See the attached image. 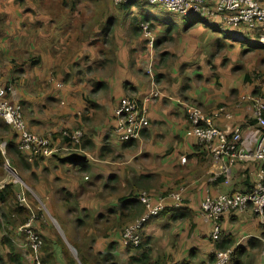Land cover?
Returning <instances> with one entry per match:
<instances>
[{
    "label": "crops",
    "instance_id": "crops-1",
    "mask_svg": "<svg viewBox=\"0 0 264 264\" xmlns=\"http://www.w3.org/2000/svg\"><path fill=\"white\" fill-rule=\"evenodd\" d=\"M57 3L55 11L52 5ZM133 4L116 7L111 15L101 11L100 17L79 18L77 0H0V83L10 87L11 101L23 104L35 133L58 137L64 129H80L85 135L79 153L63 152L35 163L23 156L21 163L11 130V150L6 142L1 152L12 160L8 171L17 178L8 183L0 177V188L31 186L27 194L37 216L34 225L53 264H103L99 259L107 252L115 264H211L222 247L235 248L232 264H264V214L225 213L220 220L223 235L213 241L211 222L200 212L207 195L251 189L259 179L260 163L250 159L224 174L225 160L213 159L199 144L182 105L193 100L210 113L224 106L216 122L231 131L246 123L256 98L264 95V76L234 92L228 77L216 81L207 68L185 66L182 57L171 63L165 51L175 54L176 47L158 54L148 48L137 35L142 21L162 23L157 28L165 36L157 39L156 47L175 30L193 24L225 33L220 38L240 30L224 26L221 17L197 22L201 24L181 17L183 24L177 27L174 14L161 7ZM84 5L98 10L107 4ZM143 9L150 10L141 16ZM241 32L248 41L244 45L264 43V28ZM197 43L191 40L189 46ZM154 84L163 92L146 102L149 126L139 138L119 141L111 130L120 101L124 96L143 101ZM0 126L9 127L1 120ZM255 136L253 127L244 133V143L253 148ZM181 186L182 206H170L153 218L144 228L141 247L126 248L122 229L144 211L138 192L157 197ZM5 234L0 235V264H13L3 239L12 242L23 264H34L23 233L14 229Z\"/></svg>",
    "mask_w": 264,
    "mask_h": 264
},
{
    "label": "built area",
    "instance_id": "built-area-1",
    "mask_svg": "<svg viewBox=\"0 0 264 264\" xmlns=\"http://www.w3.org/2000/svg\"><path fill=\"white\" fill-rule=\"evenodd\" d=\"M158 6L170 14L181 16L221 17L224 26L233 27L239 32L229 34L230 40L248 42L241 31L259 30L264 28V2L261 0H114L117 5L130 3ZM146 39V46L153 49L155 37L149 22L140 24ZM10 87L0 83V120L8 125L16 136V147L28 162L55 157L63 152L79 153L84 133L80 129H64L58 137L39 134L31 131L24 115L21 102H13L9 97ZM162 95L157 87L149 90L143 101L133 96H124L117 109V123L111 134L117 136L121 142H129L139 138L149 124V113L146 102H150ZM183 110L191 124L192 132L205 150L215 160H225L223 173L228 174L231 167L250 159L260 163L259 179L248 191H234L207 195L203 200L200 212L211 222V239L218 241L223 235L221 218L228 212L253 211L264 214V95L256 98L250 117L246 123L231 131L220 127L216 118L225 110L219 107L209 113L199 105L183 101ZM255 127V146L248 147L244 143V133ZM5 165L10 169L9 161ZM22 183V182H21ZM185 187L181 186L164 195L152 196L149 191L138 192L137 198L144 206L141 216L127 225L122 234L124 244L138 247L143 241V227L152 218L159 216L168 207L178 208L184 202ZM17 198L22 206L30 208L24 190L18 191ZM25 234L26 246L30 249L34 264H45L43 261V238L36 230L34 218L31 217L19 227ZM264 251V236L262 237ZM235 248L218 249L211 264H232ZM159 264H176L162 262Z\"/></svg>",
    "mask_w": 264,
    "mask_h": 264
},
{
    "label": "rangeland",
    "instance_id": "rangeland-1",
    "mask_svg": "<svg viewBox=\"0 0 264 264\" xmlns=\"http://www.w3.org/2000/svg\"><path fill=\"white\" fill-rule=\"evenodd\" d=\"M18 1L21 4L25 2L26 0H18ZM61 1L62 0H53V2H61ZM64 2L68 4V0H64ZM94 2H104L107 5L104 9H98V10L97 8H92L93 6L86 7L84 5L86 3L91 4ZM77 3L79 4L78 5L79 8H77L76 12L78 13L79 18H86V17L94 18L97 16L100 17L101 11L103 12V16L111 15L114 13L115 9L122 7V5L115 4L114 0H77ZM112 4L115 7H113ZM57 5L58 3L56 5H52V8L55 11H58ZM140 5L141 4L137 2L133 4L134 7H137ZM146 10L149 11L150 9H146ZM146 10L143 9L141 11V16L144 15L143 11L146 12ZM72 12H75V11H72ZM170 15H173V14H170ZM157 16H160V15H157ZM173 17L176 19L175 26L180 27L183 24L181 17H185L187 20L191 21L189 17H192V16H181V15L174 14ZM202 20L208 23V18L202 17ZM145 22H149L151 26L152 33L155 37V43L159 37L163 38L165 36V34L158 32L157 27L159 25H162V23L159 22V20L145 21ZM196 24H201V23H196ZM193 25L189 26L185 30H179V31L175 30L174 36H172V38L170 37V39H167L168 41L159 43V46L157 47L154 45L155 53L157 52L158 54L160 52H164V50H167L166 48L176 47V50L178 51L175 52V54L171 53V51H165V53L170 56L169 60H171L170 61L171 63L174 64L178 62L179 58L182 57L184 61L187 62L185 66H189V67L198 66L199 68H207L212 73V76H211L212 79H215L216 81H218L219 78H222L224 81V79L228 77L229 79L233 80L234 92H236L237 89L243 90L244 88L243 86L246 83H249L250 85L256 82L258 78H262L264 76V53H263L264 43L250 42V44L244 45L245 42H242V44H240L239 41L227 40L229 38L219 37L220 35L225 36V33H222V32L218 33L216 31L209 32L205 27L195 28L193 27ZM137 35L138 36L142 35V38L146 44V39L144 37V34L141 28ZM191 40L198 41V43L196 45L189 46V41ZM179 45H180V48L178 47ZM152 72H153V67H152ZM258 75H261V76L258 77ZM154 86L159 89V87L156 86L155 84ZM159 91L163 92L160 89ZM186 101L195 103L199 105L204 111H206L197 102L193 100H186ZM219 107H217L216 109H218ZM13 138H14V135L11 132V129H9V127L7 129L3 126H0V153L2 154V156H0V161H1L0 177L4 178L5 181L8 183L14 182V180L17 177L15 174H10V172L8 171V168L5 165V161L6 160L9 161V164L11 167V165H13L12 160L8 158L6 151L3 153L1 152V150L5 149L6 142H7V146L11 144L13 141ZM28 188L33 190L31 186L28 185L27 187V184L25 185L22 183L21 185L18 184L17 190L18 191L24 190L26 193L27 199L29 201V197L27 194ZM150 194L153 197L155 196L152 193ZM14 203H12L13 206L17 204V206H19L21 210L23 209L16 200ZM14 212H15L14 207L12 208L7 207L2 213H0V235L3 234L4 232L6 234H10L14 229L19 230V227L24 222V220L26 218L28 219L26 212H21V213L18 212L19 214H21L20 216H14L13 215ZM32 217L36 219L37 216L32 215ZM0 251L2 250L0 249ZM104 256L105 255H103L99 259L100 260L99 263L115 264V263H112L113 260L111 259L108 262H106L104 259Z\"/></svg>",
    "mask_w": 264,
    "mask_h": 264
},
{
    "label": "trees",
    "instance_id": "trees-1",
    "mask_svg": "<svg viewBox=\"0 0 264 264\" xmlns=\"http://www.w3.org/2000/svg\"><path fill=\"white\" fill-rule=\"evenodd\" d=\"M190 19H191V21H190V23H197V22H200V18L198 17V16H193V17H189ZM145 21H150V20H144V21H142V22H145ZM141 22V23H142ZM141 28V27H140ZM83 146V143L81 144V147ZM17 148V147H16ZM204 148V147H203ZM205 149V148H204ZM6 150H11V145H8L7 147H6ZM18 150V149H17ZM19 151V150H18ZM20 152V151H19ZM20 154H22V153H20ZM0 156H2V154L0 153ZM24 155L22 154V156H20L19 155V161H21V163H23L24 162V160L26 159V158H24L23 157ZM23 158H24V160H23ZM42 160V159H41ZM39 161V160H38ZM35 162H37V161H35ZM34 162V163H35ZM0 163H1V161H0ZM26 167H28V166H26ZM17 194H18V190L17 191H14V189H13V187H12V184H8V185H6V186H4L3 188H0V213H2L7 207L8 208H12V207H14V213H16L18 216H20L21 214H19L18 212H25L24 211V209H26V210H28L29 212H30V215H32V212H34V210L32 209L31 210V208H32V205H30L31 206V208H28V207H26V206H22L21 204H20V202H19V200H18V198H17ZM15 200L18 202V204L23 208L22 210H21V208L19 207V206H17V204L15 205V206H13L12 205V203H14L15 202ZM15 204V203H14ZM21 210V211H20ZM144 212V211H143ZM143 214V213H142ZM142 214H140L139 216H141ZM139 216H137V217H139ZM29 218L27 219H25L24 220V222L21 224V225H23L24 223H26L29 219H30V216H28ZM136 217V218H137ZM135 218V219H136ZM134 219V220H135ZM153 219V218H152ZM151 219V220H152ZM150 220V221H151ZM133 221V220H132ZM131 221V222H132ZM150 221H148L145 225H144V227H143V231H142V234H143V232H144V228L146 227V225L150 222ZM131 222H129L128 224H126L124 227H123V229H122V233H121V242H122V244L126 247V248H138V247H141V245L140 246H138V247H135V246H133V245H128V244H124L123 243V241H122V234H123V231H124V229H125V227L127 226V225H129ZM20 225V226H21ZM36 230L41 234V236H42V238H43V247H42V252H43V261H44V263L45 264H53L52 263V254H49V253H46V251H45V238H44V236H43V234L41 233V231L38 229V228H36ZM23 235H24V239H25V241L27 240V238H26V236H25V234L23 233ZM144 237V236H143ZM8 244V246H9V248H10V252H9V254H8V259H9V261L11 262V263H13V264H23V262H22V260H21V258L15 253V247H14V245L12 244V242H10L9 240H2V244ZM142 243H143V241H142ZM221 248V247H220ZM221 249H224V247H222ZM28 250H30L29 248H28ZM110 251V250H109ZM45 253V254H44ZM105 256H108V259H111V260H114V257L112 256V254L110 253V252H107V253H105ZM145 260H143V261H140L139 260V264H146L145 262H144ZM54 262V261H53Z\"/></svg>",
    "mask_w": 264,
    "mask_h": 264
}]
</instances>
